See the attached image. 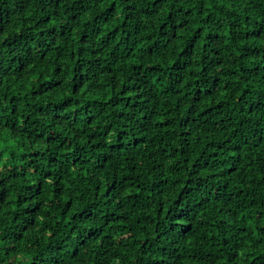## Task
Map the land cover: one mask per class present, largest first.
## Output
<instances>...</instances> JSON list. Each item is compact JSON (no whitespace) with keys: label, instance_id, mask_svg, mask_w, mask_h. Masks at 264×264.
<instances>
[{"label":"trees","instance_id":"1","mask_svg":"<svg viewBox=\"0 0 264 264\" xmlns=\"http://www.w3.org/2000/svg\"><path fill=\"white\" fill-rule=\"evenodd\" d=\"M0 264H264V0H0Z\"/></svg>","mask_w":264,"mask_h":264}]
</instances>
